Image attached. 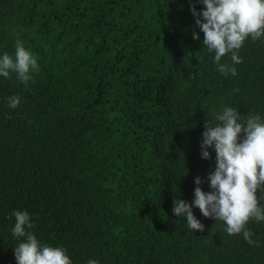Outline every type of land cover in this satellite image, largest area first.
<instances>
[{
  "label": "trees",
  "instance_id": "16d2710c",
  "mask_svg": "<svg viewBox=\"0 0 264 264\" xmlns=\"http://www.w3.org/2000/svg\"><path fill=\"white\" fill-rule=\"evenodd\" d=\"M193 3L205 7L0 0V53L13 54L19 38L38 59L27 87L14 73L0 77V264H16L14 209L73 264H264V223L249 220V245L198 207L202 231L172 211L174 200L191 204L195 177L211 191L206 121L224 105L264 114V40L247 39L237 74L222 75Z\"/></svg>",
  "mask_w": 264,
  "mask_h": 264
},
{
  "label": "clouds",
  "instance_id": "9594fccd",
  "mask_svg": "<svg viewBox=\"0 0 264 264\" xmlns=\"http://www.w3.org/2000/svg\"><path fill=\"white\" fill-rule=\"evenodd\" d=\"M205 7L197 11L195 4L190 10L195 23L204 34L203 47L214 53L213 61L222 75L235 76L236 65L242 62L239 50L244 42L264 40V0H197ZM202 17V19H201ZM199 39L198 33H193ZM230 56L229 61L222 57ZM38 68L37 55L26 48L21 39L15 41L13 54L0 53V77L8 79L15 74L25 87ZM7 106L16 109L20 96L5 98ZM215 151V168L208 173L211 191L199 186L202 181L195 177L194 199L173 201V213L186 216L187 228L203 230V223L193 213L198 207L205 217H213L225 225L229 235L241 234L249 245L255 243L246 227L249 220L264 223V114L249 112L247 115L233 106H221L212 120H207L201 140V157L209 158V148ZM260 191L259 200L256 195ZM14 224L10 231L18 244L13 247L16 264H73L68 250L38 240L31 230L34 221L27 210L12 211ZM85 264H100L89 258Z\"/></svg>",
  "mask_w": 264,
  "mask_h": 264
}]
</instances>
